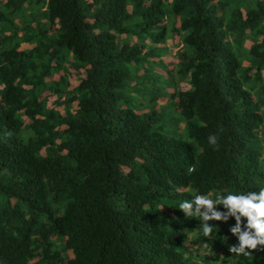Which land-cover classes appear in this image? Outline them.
I'll use <instances>...</instances> for the list:
<instances>
[{
    "label": "trees",
    "instance_id": "trees-1",
    "mask_svg": "<svg viewBox=\"0 0 264 264\" xmlns=\"http://www.w3.org/2000/svg\"><path fill=\"white\" fill-rule=\"evenodd\" d=\"M232 1L0 0V264H264L177 208L264 187V3Z\"/></svg>",
    "mask_w": 264,
    "mask_h": 264
},
{
    "label": "clouds",
    "instance_id": "clouds-1",
    "mask_svg": "<svg viewBox=\"0 0 264 264\" xmlns=\"http://www.w3.org/2000/svg\"><path fill=\"white\" fill-rule=\"evenodd\" d=\"M208 143L216 146L217 137L209 135ZM215 205H222L227 211L217 210ZM177 208L185 217L198 218L203 236L211 240L215 239V225L208 221L227 222L230 217L234 218L235 223L228 231L236 237L237 243L230 245L229 251L244 257L252 255V250L264 252V187L258 192L216 193L214 198L212 194L192 192L191 198L180 202Z\"/></svg>",
    "mask_w": 264,
    "mask_h": 264
},
{
    "label": "rangeland",
    "instance_id": "rangeland-1",
    "mask_svg": "<svg viewBox=\"0 0 264 264\" xmlns=\"http://www.w3.org/2000/svg\"><path fill=\"white\" fill-rule=\"evenodd\" d=\"M248 1L250 2L251 0H247V1L246 0H233L232 3L236 4V5H241V2H245L246 3ZM252 1H253V4H254L256 0H252ZM260 1H262L264 3V0H260ZM247 5H249V4H247ZM172 51H174V48H172Z\"/></svg>",
    "mask_w": 264,
    "mask_h": 264
}]
</instances>
